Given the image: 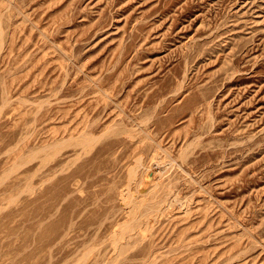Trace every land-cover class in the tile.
<instances>
[{"label": "rangeland", "instance_id": "obj_1", "mask_svg": "<svg viewBox=\"0 0 264 264\" xmlns=\"http://www.w3.org/2000/svg\"><path fill=\"white\" fill-rule=\"evenodd\" d=\"M0 264H264V0H0Z\"/></svg>", "mask_w": 264, "mask_h": 264}, {"label": "bare ground", "instance_id": "obj_2", "mask_svg": "<svg viewBox=\"0 0 264 264\" xmlns=\"http://www.w3.org/2000/svg\"><path fill=\"white\" fill-rule=\"evenodd\" d=\"M144 179L147 181V179H148V176H145V177H144Z\"/></svg>", "mask_w": 264, "mask_h": 264}]
</instances>
